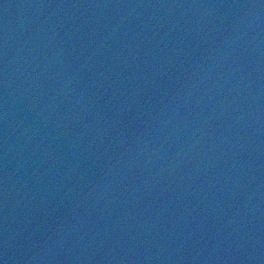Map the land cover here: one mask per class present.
I'll list each match as a JSON object with an SVG mask.
<instances>
[{
	"label": "water",
	"instance_id": "95a60500",
	"mask_svg": "<svg viewBox=\"0 0 264 264\" xmlns=\"http://www.w3.org/2000/svg\"><path fill=\"white\" fill-rule=\"evenodd\" d=\"M0 264H264V0H0Z\"/></svg>",
	"mask_w": 264,
	"mask_h": 264
}]
</instances>
